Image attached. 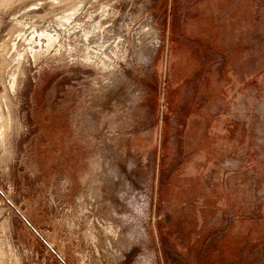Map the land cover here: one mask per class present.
I'll return each mask as SVG.
<instances>
[{"label":"rangeland","instance_id":"374dc122","mask_svg":"<svg viewBox=\"0 0 264 264\" xmlns=\"http://www.w3.org/2000/svg\"><path fill=\"white\" fill-rule=\"evenodd\" d=\"M0 264H264V0H0Z\"/></svg>","mask_w":264,"mask_h":264},{"label":"bare ground","instance_id":"6f19581e","mask_svg":"<svg viewBox=\"0 0 264 264\" xmlns=\"http://www.w3.org/2000/svg\"><path fill=\"white\" fill-rule=\"evenodd\" d=\"M1 74V73H0Z\"/></svg>","mask_w":264,"mask_h":264}]
</instances>
